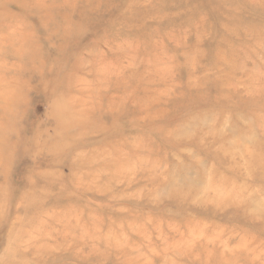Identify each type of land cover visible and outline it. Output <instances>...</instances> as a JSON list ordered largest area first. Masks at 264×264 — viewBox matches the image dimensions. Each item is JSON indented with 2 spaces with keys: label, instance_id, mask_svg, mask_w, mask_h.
<instances>
[{
  "label": "clouds",
  "instance_id": "1",
  "mask_svg": "<svg viewBox=\"0 0 264 264\" xmlns=\"http://www.w3.org/2000/svg\"><path fill=\"white\" fill-rule=\"evenodd\" d=\"M0 264H264V0H0Z\"/></svg>",
  "mask_w": 264,
  "mask_h": 264
}]
</instances>
